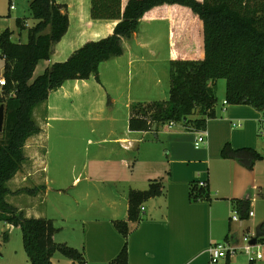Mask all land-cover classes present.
<instances>
[{"label": "crops", "instance_id": "obj_1", "mask_svg": "<svg viewBox=\"0 0 264 264\" xmlns=\"http://www.w3.org/2000/svg\"><path fill=\"white\" fill-rule=\"evenodd\" d=\"M55 1L65 6L68 29L52 46L49 59L37 65L38 75L52 64L66 61L86 42L109 36L118 22L92 20L90 0ZM126 1L122 0V7ZM3 4L5 0H0V20L5 14ZM182 10L164 6L148 12L137 33L123 40L122 54L99 66L97 79L68 80L34 109L40 132L27 139L25 161L7 182L10 194L5 201L26 218L71 222L70 229L59 226L71 235L61 242L55 236L53 240L80 251L83 264H110L123 246L127 248L126 264H209L212 244L239 240L243 222L230 220L236 199L250 201L252 216L245 226L252 239L264 237V139L259 135L264 119L260 113L246 105L224 108L222 103L214 107L215 118L207 119L204 130L193 131L181 123L156 124L150 131L129 128L133 105L166 101L169 92V84L163 82L165 76L169 79V69L149 66L158 56L156 34L144 36L141 25L168 28L162 58L168 66L170 59L203 58L200 25L178 20ZM18 19L24 27L17 35L12 31L11 41L21 43L26 35L22 43H27L28 29L36 21L29 26ZM5 29L1 26L0 32ZM203 131L205 144L196 149L195 138ZM64 142L67 149L60 161ZM226 144L234 150L252 149L262 159L252 168L224 159L221 151ZM51 149L55 156L50 166ZM152 181L162 183V193L143 204L139 221L128 224L129 233L124 237L115 222L128 219V194L147 190ZM200 182L205 183L204 188ZM50 184L60 187L54 188L58 194L66 193L65 216L61 211L51 216L41 209L38 200L50 191ZM37 188L36 195L16 193ZM9 195L23 198V204H12Z\"/></svg>", "mask_w": 264, "mask_h": 264}, {"label": "trees", "instance_id": "obj_2", "mask_svg": "<svg viewBox=\"0 0 264 264\" xmlns=\"http://www.w3.org/2000/svg\"><path fill=\"white\" fill-rule=\"evenodd\" d=\"M164 6L183 9L177 13L183 23H199L203 58L170 59L168 99L133 105L130 130L150 131L154 123L171 122L193 131L204 130L207 119L215 118L216 85L220 79L225 81V105H246L264 118V0H127L124 7L122 0H90L92 20L118 21L112 34L86 42L66 61L52 64L38 76H34L37 65L49 59L52 46L65 35L68 16L65 6L55 0H29L28 13L36 24L28 29L27 43L12 42L8 29L0 32L5 80L0 94V106L4 107L0 132V222L20 228L29 264H54L52 257L56 252L75 264L84 262L80 251L54 242L58 229L52 220L26 218L5 201L10 194L6 184L25 161L23 148L27 139L40 132L33 118L34 109L68 80H86L91 76L97 79L99 66L122 54L123 40L137 33L141 19ZM16 22L19 29L24 27L23 20ZM221 157L234 159L246 168L262 159L252 149L234 150L228 144ZM39 190L20 189L16 193L36 195ZM161 193L159 181H152L145 191H130L128 219L115 222L117 230L126 237L128 224L139 221L143 204ZM233 204L241 222L248 220L250 201L236 199ZM126 263L127 248L123 246L110 264Z\"/></svg>", "mask_w": 264, "mask_h": 264}, {"label": "rangeland", "instance_id": "obj_3", "mask_svg": "<svg viewBox=\"0 0 264 264\" xmlns=\"http://www.w3.org/2000/svg\"><path fill=\"white\" fill-rule=\"evenodd\" d=\"M28 4L29 0H5V5L3 4V9L5 10L4 16L1 18V24L0 27L9 28L10 32H15V35H17V32L19 30V26L17 24V18H22L25 20L26 24L29 26L32 25V22L34 21L28 13ZM13 5V9H10V6ZM146 25H141V32L143 35H147L150 33L156 34V52H157V58H155V63L149 64V66H154V69H169V66L162 61V58H165L166 55V33L168 28L165 26V29L159 28V27H151L150 29H147L145 27ZM154 28V29H152ZM157 32H155V31ZM26 33V32H25ZM24 33V34H25ZM26 36V35H25ZM25 36L22 39V42H25ZM21 42V43H22ZM24 44V43H23ZM4 65L3 57H1L0 52V77H2V67ZM126 65V64H125ZM124 69H127L126 66H124ZM34 76H38V74L35 72ZM168 77H164L163 82L164 84H169ZM2 88L0 87V94L2 92ZM224 94H225V81L220 79L217 81L216 85V98L217 102L215 105V108H218L222 105L224 100ZM228 105H225L223 103L222 107H227ZM194 116V115H193ZM197 117V115H195ZM194 116V117H195ZM193 118V117H191ZM264 119V118H263ZM262 133V134H261ZM259 135L260 137L264 139V121H262L259 125ZM49 145V142H48ZM57 148V147H56ZM67 149V143L64 142V144H61V150L59 152L61 153V160H63V154L66 153ZM58 150V149H57ZM49 151V150H48ZM54 156H55V150L51 149V152L48 154L47 162L51 166L54 163ZM57 185L50 184L48 185V189L50 190L45 195L44 193L41 194L40 200L38 202H41V209L44 211H48L49 214L57 215V211H61L64 213V216L66 215L65 212L67 211V197L66 193L58 194L57 191H54V188H60V187H53ZM67 191V189H66ZM64 191V192H66ZM7 200L12 202V204H23V198H19L17 196L9 195L7 197ZM146 207V204L144 205ZM233 213V211H231ZM232 215V214H231ZM54 221L55 227L58 229L57 232L54 234L55 239L57 242H61L60 240H63V238H66L67 233L70 230H59V226L62 225L65 227V229H70L71 225L73 224L71 222L66 223H58ZM247 220L243 222V226L238 229V239L241 240L244 235H250L248 233L247 227L245 226L247 223ZM235 225H233V228ZM9 225L3 224L0 222V264H28L27 258L24 253L23 247H22V241H21V233L20 228L18 226L12 227L11 231L8 232ZM235 229V228H234ZM71 235V234H69ZM256 236V235H254ZM66 240V239H65ZM52 261L54 264H71V260L67 257L61 255L60 253L56 252L53 257ZM217 264H228L225 259H220ZM229 264H249L247 261V258L241 254H237L234 258H231V261Z\"/></svg>", "mask_w": 264, "mask_h": 264}, {"label": "built area", "instance_id": "obj_4", "mask_svg": "<svg viewBox=\"0 0 264 264\" xmlns=\"http://www.w3.org/2000/svg\"><path fill=\"white\" fill-rule=\"evenodd\" d=\"M13 5L10 9H13ZM5 85V80L0 77V87ZM174 123H169L172 126ZM206 133L200 132L194 141V147L200 148L205 144ZM200 187H205V183L200 182ZM249 217L252 216V212H249ZM231 221L241 223L239 216L233 211L230 218ZM209 264H217L220 259H231L237 254H241L247 258L249 264H264V238L254 240L250 235H244L241 240L236 242L223 241L220 243L212 244L208 250Z\"/></svg>", "mask_w": 264, "mask_h": 264}, {"label": "water", "instance_id": "obj_5", "mask_svg": "<svg viewBox=\"0 0 264 264\" xmlns=\"http://www.w3.org/2000/svg\"><path fill=\"white\" fill-rule=\"evenodd\" d=\"M3 116H4V107L3 105L0 106V132H2V128H3ZM156 128V124L154 123L152 126V130H154ZM12 226H9L8 228V232L11 231ZM262 230H264V226L262 227ZM264 231H262L263 233Z\"/></svg>", "mask_w": 264, "mask_h": 264}]
</instances>
